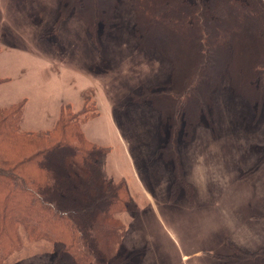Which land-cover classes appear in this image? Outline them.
Wrapping results in <instances>:
<instances>
[{
  "label": "rangeland",
  "instance_id": "rangeland-1",
  "mask_svg": "<svg viewBox=\"0 0 264 264\" xmlns=\"http://www.w3.org/2000/svg\"><path fill=\"white\" fill-rule=\"evenodd\" d=\"M59 1L0 0V61L14 75L11 85L6 86L7 78L0 76V98L3 94L26 95L16 102H23V110L27 101L31 102L22 128L33 131L51 129L64 104L70 105L79 120L95 115L86 120L90 121L85 131L88 128L99 135L108 132L115 145L113 152L107 154L109 146L86 136V121L82 122V130L87 139L107 147L100 163L108 158L112 168L118 164L130 176L127 183L124 178L109 180L125 182L137 206L119 214L124 231L134 230L133 237L128 233L126 243L125 233L123 237L130 257L128 264H224L226 254L231 252L228 241L243 252L263 248L264 102L256 111L230 88L228 74L222 75L207 94L203 108V100L197 105V101L186 99L184 85L194 69L186 74L157 48L138 45L133 0H120L108 27L104 30L101 22L97 24L95 39L86 23L72 14L56 24ZM32 47L43 55L34 60L42 75L39 92L33 85H22V67L18 65L32 61L25 54ZM150 53L157 54L156 64L151 57L155 55ZM169 80L171 86L166 85ZM99 83H112L120 96L133 88L126 99L146 111L144 119L138 112L132 115L134 132H145L146 137L149 132H158L161 139L146 138L143 144H137L135 151L142 149L139 155L119 148L114 130L117 124L106 114V100L105 110L95 118L99 114ZM191 91L197 93L196 86ZM133 94L138 101L131 99ZM151 95L158 99L150 100ZM66 98L71 103L61 104L60 99ZM124 100L120 102L126 103ZM3 101L0 107L5 105ZM113 113L118 121L122 118L118 110ZM126 132L133 133L127 128ZM147 165L154 168L150 183L143 178ZM136 172L143 179V191L152 197L134 186L128 187V183L137 181ZM177 185L175 192L173 187ZM21 238L22 248L9 255L5 264H52L49 243L30 241L24 230Z\"/></svg>",
  "mask_w": 264,
  "mask_h": 264
},
{
  "label": "trees",
  "instance_id": "trees-1",
  "mask_svg": "<svg viewBox=\"0 0 264 264\" xmlns=\"http://www.w3.org/2000/svg\"><path fill=\"white\" fill-rule=\"evenodd\" d=\"M59 2L56 24L72 14L95 39L97 24L108 27L120 0ZM133 6L138 45L157 48L186 74L194 69L183 81L186 99L197 105L203 100V108L207 94L228 74L230 88L256 111L261 108L264 0H133ZM131 99L136 101V94ZM61 107L46 131L22 128L23 102L0 107V264L22 248L21 230L30 241L52 246V264H128L119 214L137 206L125 182L102 174L100 159L107 147L82 130V122L95 115L79 120L70 105ZM228 245L231 252L222 263L264 264V247L243 252Z\"/></svg>",
  "mask_w": 264,
  "mask_h": 264
},
{
  "label": "crops",
  "instance_id": "crops-1",
  "mask_svg": "<svg viewBox=\"0 0 264 264\" xmlns=\"http://www.w3.org/2000/svg\"><path fill=\"white\" fill-rule=\"evenodd\" d=\"M25 54L27 56H30L32 61L26 60V64H25V62H19L18 63V65L21 64V67H22L21 68V70H22V76H21L22 85L23 86L24 85H28V86L33 85V87L37 88V92H39L38 84L40 82V79H41L42 75L40 74V72H37V71H39V69L37 68L38 66L35 65L34 60H35L36 57L43 58V55L39 51L35 50L34 47H32V51H25ZM150 54H153V53H150ZM153 55H155V56L153 57L151 55V57L153 58V63L156 64L158 62V56H157V54H153ZM45 62L49 63V60H46ZM26 65H27V69L25 68ZM50 67H51V65H50ZM45 72H46V70H45ZM24 73H26V74H24ZM0 76L7 78V83L5 84V86L6 85H11L14 75H13L12 71H10L8 69L6 70L5 65L1 61H0ZM167 80H168V78H167ZM161 82H165V80L159 81V82L158 81L155 82V80L153 81V83H161ZM153 83H151V84H153ZM96 88H97L96 92L98 94V95H96V101H97V105H98V108H99V114L95 118H98L100 116L101 112L105 110V108H104V100H106L107 106L109 108L106 111V114L108 115V117L110 119L114 118V121H116V124L118 126V129H117V126H116L117 130L115 128H114V130H115V133L117 134V136L119 138V143H120V144H118L119 148H123L124 150H126L125 152L133 151L135 154L139 155L140 153H142V149L140 148V150L138 152H136L135 148H136L137 144H139V145H140V143L143 144V142H144V140L146 138L161 139L160 138L161 136H160V134L158 132L156 134H154V132H149V136L148 137L145 136V134H146L145 132L143 134L142 133H137L136 134V132H134V130H133V127H134L133 124L134 123H133L132 115L135 112H138V113L141 114L140 119H144L145 115H143V114L146 111L144 109L139 108L138 105H136V104H134V105L131 104L129 102V100L126 99V98L129 97L130 91H133L132 90L133 88L127 89V91L122 96L118 95L117 91H119V90L117 88H115L112 83L111 84L99 83ZM0 89H3V88H0ZM9 89H12V87L10 86ZM101 90H102V95L100 94ZM21 91L23 92V90H21ZM103 92H105L106 94L103 95ZM20 94H23V93H20ZM20 94L19 95H15V94L6 95V94H3V97L0 98V101L1 100L2 101L6 100V101H3V102H5L4 103L5 105H8V104H11V103H14V102L20 100L21 98H27L26 95H20ZM13 95H15V96L13 97ZM84 96L85 95L83 94L82 98H84ZM124 99H126V100H124ZM123 100L126 102V103H124L125 105L122 102H120V101H123ZM65 102L66 103H71V99H69V98H66V100L65 99H60V103L61 104L65 103ZM30 103L31 102L27 101V103H26V105L24 107V110H23V113H22V116H21V126H22V124H23V122L25 120V117H27V113H28V110H29L28 106L30 107V105H31ZM120 103H121V106H120ZM5 105H3V106H5ZM115 110H118V114L120 116H122V118L119 119V121L117 120L115 114L113 113ZM95 118H93V119H95ZM93 119H91V120H93ZM88 121H90V120H88ZM88 121H86L84 123V126H83L85 134H86V132H89L88 128L85 131V127L89 126ZM120 121L121 122L123 121V122L120 123ZM126 128L130 129L133 133L126 132V134H125L124 131H126ZM23 129H25V128H23ZM25 130H34V129H25ZM86 136L89 139H91V140H93V141H95L97 143L109 146L110 150L107 153L109 155L115 149V145L111 141V138H110V135L108 134V132H103L102 135H99V133H96V132L90 130L89 134L87 133ZM153 152H155V151L153 150ZM156 152H157V150H156ZM107 159L108 158H106V159L103 158V160H101V163H100L101 170H102L103 174L105 175V177H107L108 179L114 178L113 180H116V179H119V178H124L126 180V183L130 182V176L128 174L124 173L123 171H121L119 169L118 164L116 165L117 167H113L112 168L109 165V163L107 162L108 161ZM103 164H104V166H102ZM163 166L166 167L165 164H163ZM153 169L154 168L150 167L149 165H147V167L144 168V172L146 173V175L143 176V178L149 183H150V181L148 179L151 178V174H152V170ZM167 170H168V168H167ZM111 174H113V175H111ZM135 177L137 178V181L134 182L133 185L131 183H128L127 184L128 187L131 189V187L134 186L135 190L139 191L141 194H144V192H145V194H147V196L152 197L151 194L148 191H143V188L141 187L142 184H143V179L139 175L138 172H136V176ZM147 182H146V186L148 188V186L150 184L147 183ZM131 193H132V190H131ZM133 195L134 194L132 193V196ZM134 197H136V196L134 195ZM128 233L130 235H132V237H133L134 236V230H132V229L127 230L126 229L125 239H124L125 243H126V238H127ZM131 240H132V238L129 237L128 243H131ZM126 245L127 244H125V246Z\"/></svg>",
  "mask_w": 264,
  "mask_h": 264
}]
</instances>
